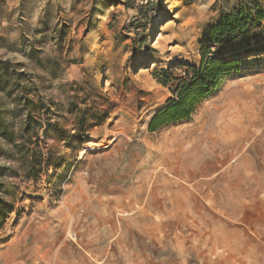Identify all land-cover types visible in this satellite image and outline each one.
<instances>
[{
    "label": "rangeland",
    "instance_id": "rangeland-1",
    "mask_svg": "<svg viewBox=\"0 0 264 264\" xmlns=\"http://www.w3.org/2000/svg\"><path fill=\"white\" fill-rule=\"evenodd\" d=\"M255 3L0 0V264H264V50L210 39ZM204 53L240 70L151 132Z\"/></svg>",
    "mask_w": 264,
    "mask_h": 264
},
{
    "label": "trees",
    "instance_id": "trees-1",
    "mask_svg": "<svg viewBox=\"0 0 264 264\" xmlns=\"http://www.w3.org/2000/svg\"><path fill=\"white\" fill-rule=\"evenodd\" d=\"M255 2L254 7L242 5L226 16L220 24L212 29L211 42L216 45H224L237 41L244 43L245 47H251L248 49L249 52L263 51L264 5L259 2L262 3L264 0H255ZM253 39L256 41L255 45L251 43ZM203 62L202 69L194 68V76L189 75L178 99L172 100L169 106L162 109L153 118L150 124L151 132L170 123L189 118L196 106L220 87L223 77L240 70V61L235 58L207 60L204 53ZM13 209L14 207L9 205L3 197H0V227L4 225Z\"/></svg>",
    "mask_w": 264,
    "mask_h": 264
},
{
    "label": "bare ground",
    "instance_id": "bare-ground-1",
    "mask_svg": "<svg viewBox=\"0 0 264 264\" xmlns=\"http://www.w3.org/2000/svg\"><path fill=\"white\" fill-rule=\"evenodd\" d=\"M232 96V95H231ZM227 98H230V96H227ZM226 99V98H225ZM225 103V102H224ZM225 106H227V105H221V106H218V107H216V109H215V113L212 115V125H211V127L214 129L215 128V132H214V134L217 136V135H219L218 133H221L222 135L225 133V129H224V116H225V113L224 112H222L223 110H224V107ZM229 110V109H228ZM230 111V110H229ZM206 115L208 114V112L207 111H205L204 112ZM220 113V114H219ZM222 113V114H221ZM228 113H230V112H228ZM228 113H226L227 115H229ZM226 119V118H225ZM227 122V121H226ZM210 123H208V122H206L204 125H206V126H208ZM203 125V126H204ZM210 126V125H209ZM214 134H212V133H210V134H208L207 133V135H204V136H202L201 137V139H200V141H204L205 143H206V147L205 148H203L202 150L203 151H206V152H209V150H211V149H216V147L219 145V143H220V141L218 140L219 139V137L217 138V139H215V137H214ZM220 134V135H221ZM199 142V141H198ZM179 143V142H178ZM180 144V143H179ZM211 144V146H209ZM223 144H225L224 142H223ZM175 145H178V144H175ZM230 146H231V144H230ZM223 147H226L225 145H223ZM177 149V148H176ZM182 151L183 150H181V149H179L178 150V156L177 157H179V156H181V155H183L182 154ZM185 153V152H184ZM200 152L198 151L196 154H199ZM173 154V153H172ZM195 155V154H194ZM208 156V155H207ZM206 156V157H207ZM197 157V156H196ZM199 158V157H198ZM197 158V159H198ZM192 159V158H191ZM205 159V158H204ZM194 161V160H193ZM201 161V160H200ZM207 161V160H206ZM192 162V161H191ZM203 163V162H202ZM201 163V164H202ZM204 165V164H203ZM184 169V165L182 164V170ZM182 170L180 169L179 171L182 173ZM184 171V170H183ZM187 174V173H186Z\"/></svg>",
    "mask_w": 264,
    "mask_h": 264
}]
</instances>
